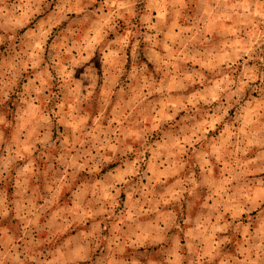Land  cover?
Wrapping results in <instances>:
<instances>
[{"label":"rangeland","instance_id":"1","mask_svg":"<svg viewBox=\"0 0 264 264\" xmlns=\"http://www.w3.org/2000/svg\"><path fill=\"white\" fill-rule=\"evenodd\" d=\"M0 264H264V0H0Z\"/></svg>","mask_w":264,"mask_h":264}]
</instances>
